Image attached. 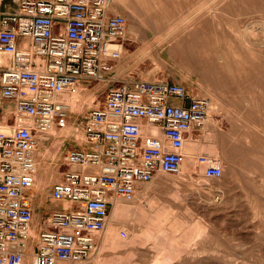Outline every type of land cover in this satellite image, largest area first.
<instances>
[{"label":"built area","instance_id":"built-area-1","mask_svg":"<svg viewBox=\"0 0 264 264\" xmlns=\"http://www.w3.org/2000/svg\"><path fill=\"white\" fill-rule=\"evenodd\" d=\"M11 1L0 10V56L8 61L0 65V264H23L29 253L31 264H86L116 200L131 202L161 174H179L185 142L206 126L210 102L159 79L108 88L81 118L82 139L57 148L53 207L34 224L41 137L69 121L65 96L111 71L127 20L110 11L113 0ZM198 162L205 177H220L218 161Z\"/></svg>","mask_w":264,"mask_h":264},{"label":"rangeland","instance_id":"rangeland-1","mask_svg":"<svg viewBox=\"0 0 264 264\" xmlns=\"http://www.w3.org/2000/svg\"><path fill=\"white\" fill-rule=\"evenodd\" d=\"M131 1L140 9L136 24L129 21L133 10L122 8L126 0H113L127 20V40L113 64L136 52L133 64L120 80L113 66L102 82L84 84L65 127L57 125L40 144L34 224L53 207L55 152L62 140L82 139L78 124L88 109L126 78L165 80L208 99L212 119L186 141L178 175L161 174L133 201L117 203L119 213L110 210V233L101 243L105 230L96 237L98 253L86 264L95 256L99 264H264V0ZM4 6L12 1L0 0ZM206 132L215 134L218 158L211 146L201 153L220 163L218 178L205 177L203 155L193 153L194 162L187 155Z\"/></svg>","mask_w":264,"mask_h":264},{"label":"crops","instance_id":"crops-1","mask_svg":"<svg viewBox=\"0 0 264 264\" xmlns=\"http://www.w3.org/2000/svg\"><path fill=\"white\" fill-rule=\"evenodd\" d=\"M126 4H127V6L126 7H124V6H122V8H127V9H131V10H133V11H131L132 13H131V15H130V18H131V20L129 19V21H130V23H131V21L132 22H136V23H138L139 22V19H138V16L135 14L136 12H139L140 11V9L139 8H137V6H135L134 5V3H132V1L131 0H126ZM110 10H111V12L112 13H117V14H120L118 11H117V8H116V6L115 5H113L112 4V6H111V8H110ZM126 17H127V15H126ZM135 23V24H136ZM130 25H133V24H130ZM130 25H128V29H129V26ZM134 29L137 31V30H139V27H135L134 26ZM151 29H153V28H151ZM129 33H130V30H129ZM140 33H142L141 31H140ZM158 34H160V32H158ZM166 35H167V33H165ZM173 34H178V33H173ZM136 52H133L132 54H135ZM132 54H130V55H132ZM130 55L129 56H127V58H125L123 61H122V63H120V61L114 66V68L116 69L115 71V75H113L114 77H116V79L117 80H120V79H118L117 78V76L119 75V74H121V72H125L127 69H129V67H128V64H130V62L133 64V60L131 61L130 59H129V57H130ZM0 65H8V61H7V58L6 57H3V56H0ZM113 68V69H114ZM112 71V70H111ZM114 71V70H113ZM113 71H112V73H113ZM176 103H180L179 101H176ZM51 135H56V133L55 132H52L51 133ZM192 135H193V133H191V137H192ZM214 136H215V134L213 133V132H206V134H205V136H204V142L203 143H198L196 140H193V143L192 144H190L192 147H194L195 146V150H193L192 152H191V154H187L188 156H189V158H191V160L194 162V160H193V153H195V152H198V154L199 155H203L202 153H201V148L202 147H204V146H211V147H213L214 148V152H215V158H216V160H217V158H218V156L216 155V150H215V145H213V143H212V141H213V139H214ZM187 151V153L189 152L188 150H186ZM46 152H47V150H46ZM204 156V155H203ZM111 228H112V225L110 224V222L108 223V225H107V228H106V230H105V232H104V234H103V237L102 238H104V236L105 235H107V234H109L110 233V230H111ZM102 240V239H101ZM100 243H101V241H100ZM28 255V254H27ZM27 255L25 256V258L27 257ZM24 258V259H25ZM26 260V259H25ZM92 261H95L96 262V264H99V259L98 258H96V256H95V259H93ZM28 264V263H27ZM29 264H31V262H29ZM93 264V263H92Z\"/></svg>","mask_w":264,"mask_h":264},{"label":"bare ground","instance_id":"bare-ground-1","mask_svg":"<svg viewBox=\"0 0 264 264\" xmlns=\"http://www.w3.org/2000/svg\"><path fill=\"white\" fill-rule=\"evenodd\" d=\"M116 49H118V47H115ZM3 66H7V65H3ZM83 89H84V85H80V87H79V90L77 91V93H75L74 95H71V96H65V102L69 105V107H70V109L71 110H75L76 108H77V106H78V104H79V97H80V95H81V93H82V91H83ZM210 109H212L211 108V103H210ZM209 117H208V120H207V123H206V125L208 126V123L210 122V120L212 119V116H211V114H212V111H211V113H210V110H209ZM55 129L53 128L48 134H46V135H43L42 137H41V142L40 143H42L44 140H45V138H47L48 136H50L51 135V133L54 131ZM186 143V142H185ZM185 146V145H184ZM183 149H184V147H183ZM39 161H40V150L38 151V170H39ZM181 165H182V163H181ZM180 170H181V166H180ZM158 179V177L155 179V180H157ZM155 180H153L151 183H153ZM138 193V192H137ZM141 195H143V194H141ZM120 202H126V201H123V200H116L113 204H112V207L110 208V210L117 204V203H120ZM129 203V202H128ZM116 207V206H115ZM114 207V208H115ZM115 213H119V211H120V208H118V207H116L115 209ZM110 212V211H109ZM108 216H110V215H108ZM109 219V218H108ZM108 223H109V220H107V225H108ZM106 230V229H105ZM103 237V236H102ZM102 237L100 238V240H99V243H100V241H101V239H102ZM99 249V248H98ZM98 249H97V253H98ZM97 255V254H96ZM26 259V260H25ZM24 260H25V263H23V264H29V260L28 259H30V262H31V255H30V253L27 255V257L25 258ZM94 259V258H93ZM92 259V260H93ZM92 260H91V262H92ZM24 262V261H23ZM91 262H89L88 264H91Z\"/></svg>","mask_w":264,"mask_h":264}]
</instances>
